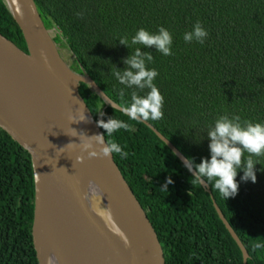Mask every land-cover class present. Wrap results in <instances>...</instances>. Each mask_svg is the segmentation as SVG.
<instances>
[{"label":"trees","instance_id":"16d2710c","mask_svg":"<svg viewBox=\"0 0 264 264\" xmlns=\"http://www.w3.org/2000/svg\"><path fill=\"white\" fill-rule=\"evenodd\" d=\"M47 30H55L74 58L71 69L89 77L115 104L127 105L125 89L112 72L134 51L119 43L140 28L163 26L172 35L173 55L154 47L148 65L164 97V117L148 121L184 157L210 158L207 132L220 115L264 122V0H34ZM82 12L83 16H77ZM207 30L203 44L186 43L196 22ZM0 34L28 52L5 0H0ZM79 94L95 121L115 117L131 125L106 139L121 144L127 159L113 155L123 178L146 213L161 244L165 264H264V157H253L256 181L236 177L239 189L224 197L208 185H192L182 162L144 123L131 121L82 83ZM138 94L143 92L136 89ZM103 113V115H101ZM247 155V154H246ZM171 176L168 192L160 186ZM190 193V195H189ZM218 206L241 241L247 258L213 207ZM35 182L30 155L0 128V264H39L32 235Z\"/></svg>","mask_w":264,"mask_h":264},{"label":"water","instance_id":"95a60500","mask_svg":"<svg viewBox=\"0 0 264 264\" xmlns=\"http://www.w3.org/2000/svg\"><path fill=\"white\" fill-rule=\"evenodd\" d=\"M5 1L28 52L0 34V128L31 157L32 235L39 264H165L157 234L113 156L89 158L81 147L86 136L102 131L79 94V84L111 108L113 102L61 58L34 0ZM82 114L84 121L72 123ZM143 123L182 161L184 156L168 140ZM203 188L209 192L206 183ZM213 207L245 261L241 241L214 201ZM36 229L45 239L43 253Z\"/></svg>","mask_w":264,"mask_h":264},{"label":"clouds","instance_id":"9594fccd","mask_svg":"<svg viewBox=\"0 0 264 264\" xmlns=\"http://www.w3.org/2000/svg\"><path fill=\"white\" fill-rule=\"evenodd\" d=\"M77 16L82 17L83 13L78 12ZM208 36L207 30L198 21L191 31L185 32L183 39L186 43L193 41L203 44ZM119 43L125 45L128 49L140 45L143 48L154 47L157 52L164 56L173 55L171 33L161 26L158 32L152 33L144 28H140L131 37H120ZM142 47H135L127 57L122 58L125 67L114 70L112 75L124 86L119 90V95H125V89H133L131 100L127 105H117L111 103L113 109H118L131 121L148 122L163 119L164 97L154 83L158 76L155 68H149L148 65L154 61L153 54L148 51H141ZM136 89L143 92L138 94ZM103 115V113H101ZM86 119L82 114L79 120L73 119L72 123H79ZM99 127L106 131V137H112L114 133L120 130H130L131 125L125 120L109 117L107 120L99 119ZM76 136V135H74ZM81 143L82 150L87 152L89 158L109 157L118 154L121 159H127L129 153L124 150L120 143L106 139L104 134L86 136ZM209 139L210 158H202L196 163L192 157L182 158V166L191 174L192 185L199 184L205 186V181L227 200L234 197L239 189V181L236 177L238 170L243 171L241 180L256 181L255 165L260 163L253 157H264V122H253L250 120H241L239 115L227 114L220 115L215 120L214 125L207 132ZM80 141L82 138L80 137ZM94 143L99 145L97 150ZM73 144L69 143L68 145ZM247 154V155H246ZM82 161L83 158H78ZM171 176L167 177L160 186L161 192H168V185L173 184ZM190 195V193H189ZM130 242L125 240V244ZM256 248L264 247L257 243Z\"/></svg>","mask_w":264,"mask_h":264},{"label":"rangeland","instance_id":"374dc122","mask_svg":"<svg viewBox=\"0 0 264 264\" xmlns=\"http://www.w3.org/2000/svg\"><path fill=\"white\" fill-rule=\"evenodd\" d=\"M50 35L52 38H54L57 35V32L55 30H50ZM57 38V37H55ZM57 49L61 56V58L66 62V64L73 69L75 67L74 65V58L71 54V52L68 50L67 46L65 45L64 41L59 38L57 42Z\"/></svg>","mask_w":264,"mask_h":264},{"label":"bare ground","instance_id":"6f19581e","mask_svg":"<svg viewBox=\"0 0 264 264\" xmlns=\"http://www.w3.org/2000/svg\"><path fill=\"white\" fill-rule=\"evenodd\" d=\"M36 236H37L38 247H39L40 251H42V253H43L46 249V245H45V239H44V237H43V235L39 229H36Z\"/></svg>","mask_w":264,"mask_h":264}]
</instances>
